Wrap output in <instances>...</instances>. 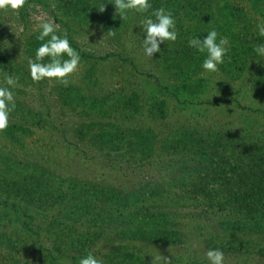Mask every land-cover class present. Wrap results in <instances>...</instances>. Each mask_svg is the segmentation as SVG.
Returning a JSON list of instances; mask_svg holds the SVG:
<instances>
[{
	"label": "rangeland",
	"instance_id": "1",
	"mask_svg": "<svg viewBox=\"0 0 264 264\" xmlns=\"http://www.w3.org/2000/svg\"><path fill=\"white\" fill-rule=\"evenodd\" d=\"M71 1L26 0L18 12L0 10V86L8 74L21 85L0 131V264H79L89 251L104 264H162L160 256L209 264L206 251L220 243L224 264H264V222L252 227L264 208L261 216L236 204L257 199L264 207V57L253 52L264 43L256 31L264 0L152 2L143 15L171 10L178 31L152 58L143 52L140 14L121 19L109 0L98 11L97 0L91 22L67 10ZM49 19L86 55L68 86L29 76L30 42ZM212 28L230 49L209 74L201 68L206 53L188 40H203ZM232 168L258 172L261 200L241 190L228 204L226 191L193 194L224 189ZM15 186L29 195L10 192ZM120 193L128 200L115 201ZM160 212L180 242L130 236L137 220ZM127 251L136 259L127 260Z\"/></svg>",
	"mask_w": 264,
	"mask_h": 264
},
{
	"label": "clouds",
	"instance_id": "2",
	"mask_svg": "<svg viewBox=\"0 0 264 264\" xmlns=\"http://www.w3.org/2000/svg\"><path fill=\"white\" fill-rule=\"evenodd\" d=\"M25 2L26 0H0V10L18 12ZM111 3L121 19L127 18L129 13L142 16L139 25L144 33L142 47L146 57L152 58L155 53L160 52L161 44L176 41L178 31L171 10L160 7L149 15H143L152 9V0H111ZM104 10L105 4L100 0L98 11ZM58 28L59 25L54 19L42 20L39 24L40 31L36 39L42 43L36 48L35 57L28 65L29 76L33 82L47 79L68 86L69 77L81 68L80 53L71 46L66 32L63 35L58 34ZM256 31L260 37H264V18L257 21ZM107 32L109 36L115 35V32ZM188 45L198 53H206L201 68L209 74L219 71L230 49L228 37L221 36L215 28L208 31L203 40L197 36L192 37L188 40ZM253 52L258 57H264V43L255 45ZM45 57L48 58V62H43ZM4 84L6 86H0V131L9 126L10 114L16 108L13 90L21 86L19 77L13 74L5 76ZM205 255L209 264H224L225 255L220 248H210ZM160 259L162 264H172L167 258L160 256ZM79 264H104V262L89 251L87 255L79 258Z\"/></svg>",
	"mask_w": 264,
	"mask_h": 264
},
{
	"label": "trees",
	"instance_id": "3",
	"mask_svg": "<svg viewBox=\"0 0 264 264\" xmlns=\"http://www.w3.org/2000/svg\"><path fill=\"white\" fill-rule=\"evenodd\" d=\"M71 1V0H70ZM97 0H72L71 4L69 7H67V10H72L75 12H80L83 13L84 17H87L88 19H90L91 22H94L92 18H94L95 15H98L95 11V7L97 4ZM109 3L106 4L107 8H109L111 10V6H113V4L111 3V0L108 1ZM152 2H156V0H153ZM71 7V8H70ZM77 10V11H76ZM78 14V13H76ZM76 16V15H74ZM116 19V18H114ZM107 24L111 25V22L109 21V19H105ZM116 21L114 20V27ZM38 34H36L37 36ZM36 36L34 38H32L33 40L30 42V46H31V52L33 57H35V50L37 47H39L40 43H42V41H38L36 39ZM69 41L71 43V46L73 48L76 49L74 42L71 40V37L68 36ZM81 57H85L86 55H83L82 53H80ZM48 62V58L45 57V60ZM150 156V155H149ZM149 156H146L149 158ZM145 158V157H144ZM141 159V158H140ZM235 169H231V172L229 173V175L225 174L226 176H224L223 180H225L224 183V189H210V190H205L202 187H198V188H194L192 189V192L194 195H199V196H206L209 195L210 193L212 194H219L220 192H228L227 195V199L225 200V202H229V200H231V198L229 196L233 195L234 198H236V195H238L239 190L240 193H244V196L247 197V199H252V198H258L261 200V193L260 190L258 189V183H257V179H259V176H257L258 172H254V171H248V172H244L242 174H240L239 172H234ZM232 171L234 173H232ZM261 175H264V173H260ZM224 175V173H223ZM31 184V182H30ZM13 185H16L15 183ZM24 188L21 189V187L15 186L14 190H11L10 192H13L15 195H19L22 192H26V194L29 195V193L27 192V190H25ZM236 190V192L234 191ZM244 190V191H243ZM113 194H115V192H112ZM112 195V194H110ZM120 197L121 198H117L115 195V201L117 200H124L127 201L126 198H128V194H122L120 193ZM260 195V196H259ZM111 197V196H110ZM109 197V198H110ZM107 200V199H106ZM235 200V199H232ZM114 201V202H115ZM133 204L137 203V202H131ZM117 204V203H116ZM218 204V203H217ZM239 207H241L240 209H244L246 212H249V214H258V215H263L262 214V209L264 208L262 203L259 202V200L256 199V202L251 204H242V203H236ZM212 205V204H210ZM116 206V205H115ZM137 210L138 209H146L147 207H143L142 205H137L135 204ZM153 207L155 208H160V205H153ZM124 207H120V210H124ZM252 215H251V219H252ZM31 222L34 220L32 217H30ZM259 220L258 225L262 222H264V219H261L260 216H258L257 218ZM139 223V227L136 228V230H131L129 231L130 236L132 237H137V239L146 241L148 243L154 244V243H162V244H175L180 242V236L178 235L177 231H173V230H169L168 229V224H169V218L166 217V214L164 212H160V216L155 218V215H149L146 216V218L141 222H139L138 220L136 221V225H138ZM254 230H257L258 228H260V225L255 227L252 226ZM257 228V229H256ZM30 233H32L33 231L31 229L28 230ZM85 242V241H82ZM211 242V241H209ZM247 244V241L245 242V245ZM212 248H220L223 249L224 245L223 243L220 244H213ZM229 249V248H228ZM226 249V250H228ZM120 252V251H119ZM259 252L263 255L264 254V247H261ZM10 255V254H9ZM122 255H124L126 257L127 260H133L135 257L133 255V253L131 252H125ZM54 256V255H52ZM68 256V255H67ZM264 256V255H263ZM55 257V256H54ZM136 259V258H135Z\"/></svg>",
	"mask_w": 264,
	"mask_h": 264
}]
</instances>
